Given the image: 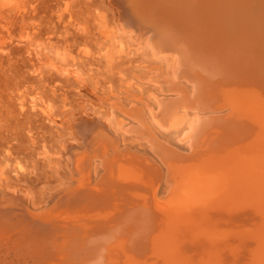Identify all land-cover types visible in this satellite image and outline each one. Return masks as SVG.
Segmentation results:
<instances>
[{"label": "bare ground", "instance_id": "obj_1", "mask_svg": "<svg viewBox=\"0 0 264 264\" xmlns=\"http://www.w3.org/2000/svg\"><path fill=\"white\" fill-rule=\"evenodd\" d=\"M112 3L135 48L172 56L170 73L156 63L144 78L156 106L97 97L129 120L122 133L66 117L78 143L53 156L71 185L49 193L50 213L3 187L0 253L14 264H264V0Z\"/></svg>", "mask_w": 264, "mask_h": 264}, {"label": "rangeland", "instance_id": "obj_2", "mask_svg": "<svg viewBox=\"0 0 264 264\" xmlns=\"http://www.w3.org/2000/svg\"><path fill=\"white\" fill-rule=\"evenodd\" d=\"M171 58L159 61L149 48H135L133 36L121 30L112 0H0V191L24 194L32 209L50 213L49 193L70 183L53 154L68 141L78 143L65 118L85 114L122 133L128 119L118 112L108 116L97 97L120 99L126 107H155L153 84L145 79L156 63L170 73ZM122 141L151 149L132 136ZM151 153L155 163H150L163 174ZM92 163L97 176L98 160ZM57 167L67 175L58 174ZM0 264L14 259L2 252Z\"/></svg>", "mask_w": 264, "mask_h": 264}]
</instances>
